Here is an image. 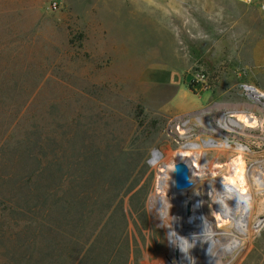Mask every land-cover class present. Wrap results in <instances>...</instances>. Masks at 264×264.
I'll return each mask as SVG.
<instances>
[{
    "label": "rangeland",
    "instance_id": "374dc122",
    "mask_svg": "<svg viewBox=\"0 0 264 264\" xmlns=\"http://www.w3.org/2000/svg\"><path fill=\"white\" fill-rule=\"evenodd\" d=\"M260 1L0 0V96L24 101L2 106L7 114L0 121V146L10 132L21 137L41 128L43 137L67 140L77 127L101 159L117 160L106 173L119 181L109 194L108 227L120 228L122 214L127 221L117 264H164L170 254L159 212L148 205L159 184L151 160L159 151L163 165L172 167L181 141L167 132L168 106L151 100L156 83H178L183 109L204 106L208 97L211 105L250 110L238 85L263 91ZM195 71L208 77L206 87L194 91L199 95L188 90ZM252 112L264 128L262 106L257 103ZM258 134V158L264 159V132ZM221 149L214 152L225 160ZM201 196L217 230H225L228 222L216 221L213 199ZM255 198L258 208L263 197ZM221 260L264 264V220L249 249L226 252ZM171 261L177 263L174 255Z\"/></svg>",
    "mask_w": 264,
    "mask_h": 264
},
{
    "label": "trees",
    "instance_id": "16d2710c",
    "mask_svg": "<svg viewBox=\"0 0 264 264\" xmlns=\"http://www.w3.org/2000/svg\"><path fill=\"white\" fill-rule=\"evenodd\" d=\"M21 101L0 96V121L7 114L2 106ZM39 129L21 137L10 132L0 146L4 264H117L127 221L122 214L120 228H109L111 187L119 181L106 175L117 160L101 159L77 127L67 140Z\"/></svg>",
    "mask_w": 264,
    "mask_h": 264
},
{
    "label": "bare ground",
    "instance_id": "6f19581e",
    "mask_svg": "<svg viewBox=\"0 0 264 264\" xmlns=\"http://www.w3.org/2000/svg\"><path fill=\"white\" fill-rule=\"evenodd\" d=\"M243 93L248 100L259 103L264 109L263 91H259L254 86H246L243 87ZM245 105L250 108L248 111L256 108L251 101H248ZM237 116L242 117V119L238 118L233 121L232 119L224 118L222 120H224L225 124L235 125L241 130L245 127L254 128L257 123V118L250 113L240 111ZM217 134L222 136L219 132ZM209 144L215 150L229 148L236 153L247 151L244 147L237 144L227 146L224 141H212ZM180 150V158L178 159L186 162L192 160L195 164V167L190 170V176L193 180L192 186L186 191H175L173 189L172 167L164 166L160 152L154 151L151 162L152 166L158 170L159 184L158 189L149 197L148 205L150 209H153L152 211L156 210L159 212L158 224L163 226L167 232L170 248L168 258L170 261L173 259L175 251H178L179 259L176 264H220L222 261L221 257L226 252H233L241 248L243 251L249 249L253 236L262 227L264 217L259 216L264 214V203L257 208L255 197L262 195L264 202V163L257 161V173L256 178H253L251 191L241 192V194L246 193L245 196L240 195L234 186L221 189L218 184V187L215 184L216 188L214 186L210 190L209 194L211 199H213V207L211 206L212 208H210L217 211L219 216L216 221L223 219L224 222H228L226 229L223 230L221 228L220 231L217 230L220 227H215L209 218V212L203 202V195L201 196L202 193L206 195L204 184L207 182V178L209 176L211 178L214 177V174L209 173L207 176L204 173L206 171L204 165V159L206 158L204 156V144L201 142L185 144ZM230 163V166L233 164L234 167L237 166L236 160ZM215 164L217 166V162ZM234 172L235 168H233ZM230 179L231 183L234 184L235 181H233L232 174H230ZM215 182L214 180L213 183ZM196 197L197 202H199L197 206L195 205ZM190 198L193 199V203L191 214L187 217L185 215V204ZM239 198L244 201L241 206L237 202ZM255 207L257 215L254 214ZM171 264L174 263L171 261Z\"/></svg>",
    "mask_w": 264,
    "mask_h": 264
},
{
    "label": "built area",
    "instance_id": "2783aa9c",
    "mask_svg": "<svg viewBox=\"0 0 264 264\" xmlns=\"http://www.w3.org/2000/svg\"><path fill=\"white\" fill-rule=\"evenodd\" d=\"M243 5H254L257 0H230ZM53 7H56V2H53ZM260 10L264 14V0L260 1ZM191 80L190 84L195 91L197 89H204L207 85V75L200 71H195L190 75ZM240 89V95H243V87L252 86L248 84H240L238 85ZM244 96V95H243ZM251 101L252 104L257 108V103L252 100H248L246 97V103ZM245 103V104H246ZM255 108V109H256ZM219 110V113L214 114V110ZM222 109V110H221ZM252 109V110H255ZM248 110H242L237 106L224 108L221 106H217L216 104H209L207 108L204 109L202 116V112L199 114H189L183 116H175L172 117L167 126V132L172 135L178 141H181L180 149L185 144H194V143H203L204 144V152L214 151L215 149L210 147V142L219 141L225 142V145L232 146L237 144L238 146L244 147L247 151L231 154L229 152V148L221 149L226 158L220 164L217 163L219 167H216V164H209V168H211V174H214L213 178L210 176L207 178V182L204 184V192L207 195H210L209 192L211 189L216 188L218 184L221 189L228 186H234L236 191L245 196L246 191H251L253 178H256L257 173V161L264 160L258 158L257 153V143L259 139L258 131L264 132V128L259 124L258 118L255 113ZM240 111H244L245 113H250L252 116L257 118V123L255 127H245L241 130L239 127L235 125L225 124L224 118L236 120L237 114ZM241 124V123H239ZM217 132L221 133L222 136H219ZM199 135L202 137L199 139ZM261 139V138H260ZM264 139V137L262 138ZM206 142L207 146H206ZM233 160L237 161V166L234 167V164L230 166V162ZM190 170L195 167V164L192 160L188 161ZM215 166V167H212ZM209 168H207V172H210ZM233 168H235V172L233 173ZM218 169V170H217ZM191 172V171H190ZM230 174L233 175V179L235 181L234 184L231 183ZM217 176V177H215ZM216 181L213 183V181ZM216 184V185H215ZM217 185V187H218ZM241 206L244 202L239 198L237 201Z\"/></svg>",
    "mask_w": 264,
    "mask_h": 264
},
{
    "label": "crops",
    "instance_id": "0c3cea01",
    "mask_svg": "<svg viewBox=\"0 0 264 264\" xmlns=\"http://www.w3.org/2000/svg\"><path fill=\"white\" fill-rule=\"evenodd\" d=\"M188 77H189V80H191L190 75ZM259 84H260L259 87L262 88V90L264 91V82H260ZM188 85H190V82L188 83ZM188 90L192 92L193 94H198L194 92L195 91L194 89L191 90L189 86H188ZM179 93H180V87L178 83L174 81H165V82L161 81V82L156 83L155 89L151 95L152 97L151 96L149 97H151V100L153 102H155L156 104H159L160 106L167 105L169 108V113L172 115V117L195 114V113L199 114L201 112L203 116L204 109L207 108L208 105L211 103L210 98L206 97V102L204 106H201L199 108L189 109V110L185 108L183 109V106L180 105L181 103L178 100ZM217 113H219V110L217 111V109H215L214 114H217ZM205 154H206L205 157L209 164H214V162H217L218 164H220L221 162L224 161V158L221 157V155L216 154L214 151H208Z\"/></svg>",
    "mask_w": 264,
    "mask_h": 264
},
{
    "label": "water",
    "instance_id": "95a60500",
    "mask_svg": "<svg viewBox=\"0 0 264 264\" xmlns=\"http://www.w3.org/2000/svg\"><path fill=\"white\" fill-rule=\"evenodd\" d=\"M172 176H173V189L175 191H186L189 189L193 180L190 176V166L189 162L182 161L181 159H175L172 164ZM193 199L190 198L186 201L185 204V215L188 217L191 214ZM175 260L178 261V251H175L174 254ZM164 264H171L169 258H166V262Z\"/></svg>",
    "mask_w": 264,
    "mask_h": 264
}]
</instances>
